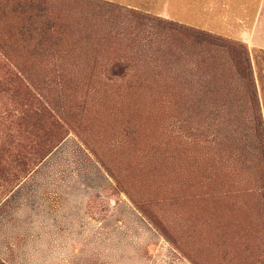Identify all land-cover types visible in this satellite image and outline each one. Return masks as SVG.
<instances>
[{"label":"rangeland","instance_id":"374dc122","mask_svg":"<svg viewBox=\"0 0 264 264\" xmlns=\"http://www.w3.org/2000/svg\"><path fill=\"white\" fill-rule=\"evenodd\" d=\"M254 1L0 0V264H264Z\"/></svg>","mask_w":264,"mask_h":264},{"label":"crops","instance_id":"0c3cea01","mask_svg":"<svg viewBox=\"0 0 264 264\" xmlns=\"http://www.w3.org/2000/svg\"><path fill=\"white\" fill-rule=\"evenodd\" d=\"M252 3H254V8H255L256 13H258L257 14L258 15L257 17H258V21H259V16L261 15V11H259L260 10L259 7L263 3V0H255ZM257 31H258V33L261 34V37H262V38L261 37L259 38V41L257 43V48L258 49H264V21L258 23Z\"/></svg>","mask_w":264,"mask_h":264},{"label":"trees","instance_id":"16d2710c","mask_svg":"<svg viewBox=\"0 0 264 264\" xmlns=\"http://www.w3.org/2000/svg\"><path fill=\"white\" fill-rule=\"evenodd\" d=\"M40 114H44L43 112H41Z\"/></svg>","mask_w":264,"mask_h":264}]
</instances>
